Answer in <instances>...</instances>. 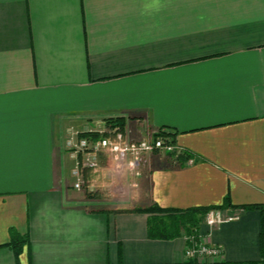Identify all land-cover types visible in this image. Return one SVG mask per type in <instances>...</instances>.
<instances>
[{
	"label": "crops",
	"instance_id": "1",
	"mask_svg": "<svg viewBox=\"0 0 264 264\" xmlns=\"http://www.w3.org/2000/svg\"><path fill=\"white\" fill-rule=\"evenodd\" d=\"M116 117L181 152L146 153L124 194L91 171L90 198L65 129ZM225 200L235 218L197 229L220 253L196 262L264 264V0H0V264H183L185 234L150 238L160 214L131 209Z\"/></svg>",
	"mask_w": 264,
	"mask_h": 264
},
{
	"label": "built area",
	"instance_id": "2",
	"mask_svg": "<svg viewBox=\"0 0 264 264\" xmlns=\"http://www.w3.org/2000/svg\"><path fill=\"white\" fill-rule=\"evenodd\" d=\"M84 132L98 133L96 139L82 135ZM63 147L73 159L74 164L71 175L74 179L73 187L76 190L95 192L96 188L86 179V170L99 172L105 170L111 179V185L116 187L118 194H124L138 187V177L144 155L153 151H163L180 155V148L174 144L170 137L160 135L156 131L147 132L140 140H132L126 136L124 130L118 125L83 128L77 130L73 127L65 129L62 139ZM106 153V165L100 167L99 153ZM125 175V184L116 183V179ZM232 215H224L220 209H210L204 216L203 222L212 227L225 221L233 220ZM186 259L201 261L204 257L217 256L220 249L204 241L198 232L185 234Z\"/></svg>",
	"mask_w": 264,
	"mask_h": 264
},
{
	"label": "trees",
	"instance_id": "3",
	"mask_svg": "<svg viewBox=\"0 0 264 264\" xmlns=\"http://www.w3.org/2000/svg\"><path fill=\"white\" fill-rule=\"evenodd\" d=\"M105 125L110 127L114 125L120 126V128H124V122L122 118H108L105 120ZM158 134L165 135L170 137L173 141L172 137L175 133L171 131H165L161 129ZM82 135L96 139L99 137L98 133L92 132H84ZM173 135V136H172ZM183 154V153H182ZM184 155V154H183ZM99 164L100 167H103L106 160V153L101 152L99 153ZM88 173H92L91 170H86V176ZM87 196L90 198L94 197H106L108 194L103 191H95V192H86ZM228 204L230 205L229 201L225 200L222 204L216 205H207V206H194L190 208H186L183 210H176L171 208H162L158 205H152L146 208H133L132 211H140V212H150V213H158L160 215H152V217L148 220V227H147V234L150 238H175L182 233L190 234L196 233L199 225L204 220V216L210 209H218L222 208L223 205ZM255 205H248V207H253ZM120 210H128V209H120ZM130 210V209H129ZM13 233V232H12ZM25 241L23 236L18 235V233L14 232L12 240L7 243L11 246L14 250V253L17 255L21 249L22 243ZM261 249L262 254L264 255V230L261 232ZM183 264H199L194 260L185 261ZM226 264V263H220ZM246 264H255L254 262H249Z\"/></svg>",
	"mask_w": 264,
	"mask_h": 264
},
{
	"label": "rangeland",
	"instance_id": "4",
	"mask_svg": "<svg viewBox=\"0 0 264 264\" xmlns=\"http://www.w3.org/2000/svg\"><path fill=\"white\" fill-rule=\"evenodd\" d=\"M92 126H94V125L92 124ZM160 130H161V129H158L156 132L158 133ZM62 145H63V143H62Z\"/></svg>",
	"mask_w": 264,
	"mask_h": 264
}]
</instances>
